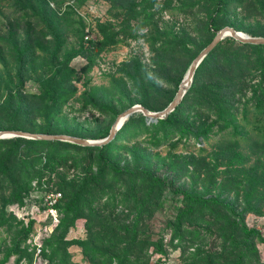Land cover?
<instances>
[{"label":"trees","instance_id":"obj_1","mask_svg":"<svg viewBox=\"0 0 264 264\" xmlns=\"http://www.w3.org/2000/svg\"><path fill=\"white\" fill-rule=\"evenodd\" d=\"M108 1V11H120V15L118 20L114 16L113 21L96 24L95 44L99 51L126 39L145 37L140 31L147 28L151 66L162 70L164 61L190 53L194 40L190 34L172 27L159 29L156 24L159 14L170 8V0H162L160 9L156 8V0ZM205 1L211 10L204 22L206 39L198 52L222 28L217 17L231 3ZM48 3V0H0V9H9L0 42L12 51L13 76L18 78L16 87L20 88L25 65L34 60L40 39L49 35L52 43L44 62L48 64V74L37 79L36 93H24L18 88L12 91L7 86L0 108V119L6 122L0 130L56 134L53 120L69 94L64 85L76 79L69 62L79 52L63 51L61 60H57L64 39L60 27L51 19L55 14ZM199 4L196 0H178L176 9L185 15ZM258 6L264 13V0H259ZM249 36H264V30ZM7 85H12V80ZM172 98L170 95L161 107L144 100L139 104L158 111ZM27 101L41 107L37 116L42 120L38 124L30 120L34 112L26 109ZM137 126L141 131L153 128L155 145L198 141L196 153L201 162L196 166L212 172L211 183L219 190L218 194L195 195L174 189L170 182L147 169L118 165L111 155L114 143L125 132L135 133ZM80 133L66 134L86 137ZM107 133L108 129H104L89 138H103ZM214 135L218 137L207 151L204 142ZM75 154L80 156L78 160ZM206 155L212 156L216 165L210 168L205 162ZM194 156L191 154V158ZM218 166L222 168L217 169ZM70 170L77 171V178L65 181ZM43 177L47 185L53 183L64 191L70 188L69 195L63 194L62 200L51 204L60 215L50 234L41 240L44 264H70L67 246L71 244L78 246L92 264H149V246L150 254L164 255L165 251L162 237L150 241L145 235V223L158 210L166 193L174 204L168 225L171 239L178 242L172 248L179 246L186 236L194 241L212 236V245H197L192 250L191 258L196 264H259L255 240H261L260 233L248 227L243 216L259 214L264 203V44L242 43L230 36L222 38L199 62L180 101L164 118L146 123L140 112H134L123 121L112 140L101 146L22 137L0 139V264L11 256H16L14 264L21 258L27 259V264L30 261L31 253L22 243L31 232L33 221L22 222L8 207L21 205L31 182L39 186ZM221 194L232 195L233 202L220 198ZM117 205L127 208L130 218H114ZM77 219H84L86 236L65 239L66 230ZM6 236H10V242H6Z\"/></svg>","mask_w":264,"mask_h":264},{"label":"rangeland","instance_id":"obj_2","mask_svg":"<svg viewBox=\"0 0 264 264\" xmlns=\"http://www.w3.org/2000/svg\"><path fill=\"white\" fill-rule=\"evenodd\" d=\"M170 1V8L164 9L156 20L158 28L172 27L176 30H184L194 40L190 53L180 54L164 61L163 69L159 70L150 65L152 52L147 42L150 34L147 28L140 31L145 37L126 39L106 51L98 50L95 44L96 24L106 20L113 21L114 16L118 20L120 15V11H108L110 8L108 0H48L52 14H55L51 19L60 27L64 39V46L57 60H61L63 51L79 52L69 62V67L75 71L76 79L64 85V89L69 94L53 120L52 127L56 134L81 132L80 134H84L86 139H91L89 135L97 134L104 129L109 130L116 114L139 104L141 100L151 106L161 107L170 95L174 96L191 60L204 45L206 39L204 22L211 7L204 4L205 0H196L200 4L184 15L176 9L178 0ZM230 1L229 6L217 17L221 27H234L236 31L247 35L264 30V13L259 10V0ZM161 3L162 0H156L157 9L161 8ZM8 17L9 9H0V35H4ZM19 32L22 34L21 31ZM51 44L49 35L40 39L36 56L32 62L25 65L23 77L20 78L21 85L18 88L16 87L18 78L13 76L12 51L9 46L0 42V108L7 93V86L12 88V91L18 88L24 93L37 92V79L48 74V64L44 62L49 57ZM137 64L139 66L136 67ZM179 78L180 81L177 83ZM8 80H12V85H7ZM25 107L34 112L33 117L30 118L33 124L41 122L42 119L37 116L38 109L41 108L38 103L27 101ZM79 108L84 110L79 112L77 111ZM99 108H103L102 111L99 112ZM145 120L146 123L150 122L146 118ZM4 122L6 121L0 119V126ZM134 129L135 133L131 130L125 132L114 143L111 155L118 165L147 169L170 182L174 189H184L195 195L218 194L219 190L211 183L212 172L196 166L197 162H201L196 153L198 141L195 139L182 141L176 146L170 145V142L155 145L153 128L149 127L144 131L139 130V127ZM217 137L218 135L211 136L204 142L207 151L212 148ZM191 154L195 155L194 158H191ZM75 156V160L80 157L76 154ZM205 162L210 168L216 165V161L210 155H206ZM220 168L222 167H217ZM76 178L77 171L70 170L65 181ZM44 179V177L41 179L39 186L35 181L31 182L28 196L21 205L8 207V211L22 222L25 223L28 219L33 221L31 232L22 243L27 252L31 253L28 264L45 263L40 252L41 240L50 234L60 215L56 209L52 212L48 210L47 205L54 194H59L56 197L58 202L63 199V194L69 195L70 190V188L65 191L61 188L57 189L53 183L47 185ZM220 198L233 202L232 195L221 194ZM163 199L158 210L147 219L144 233L149 236L150 241L162 237L165 254H150L152 247L149 246L147 250L150 255L149 264H196L191 258L192 250L197 245L209 247L212 245L213 237L206 236L204 239L199 238L194 241L193 237L186 236L179 241V246L172 248V245L178 242L177 239H171L172 230L168 225L174 204L168 193ZM131 204L127 207L130 208ZM113 215L119 220H127L131 213L127 208L117 205ZM243 220L248 227L256 228L260 233L261 240H255L256 257L259 264H264V203L259 214L247 213L243 216ZM84 225V219L75 220L66 230L65 239L84 238L87 234ZM96 226L94 225V228ZM5 238L6 242H10V236ZM67 251L68 263L92 264L81 254L78 246L68 245ZM15 258L16 256H11L4 264H14ZM18 264H27V259L21 258Z\"/></svg>","mask_w":264,"mask_h":264},{"label":"water","instance_id":"obj_3","mask_svg":"<svg viewBox=\"0 0 264 264\" xmlns=\"http://www.w3.org/2000/svg\"><path fill=\"white\" fill-rule=\"evenodd\" d=\"M230 36L233 39L250 44H264V36H249L245 33L236 31L232 27L223 26L222 28L215 31L212 39L196 54V56L191 60L187 71L179 82L178 88L171 99V101L161 110L150 111L142 107L139 104L132 105L125 110L118 113L112 122L108 133L103 138L99 139H86L81 137H76L67 134H46V133H35L27 132L22 130H0V139L10 138V137H22L26 139H38V140H59L69 143H73L80 146H101L106 144L115 135V132L122 125L123 121L132 113L140 112L148 121H155L160 118H164L180 101L182 95L184 94L186 88L189 86L194 69L197 67L202 58L221 40L222 38Z\"/></svg>","mask_w":264,"mask_h":264},{"label":"built area","instance_id":"obj_4","mask_svg":"<svg viewBox=\"0 0 264 264\" xmlns=\"http://www.w3.org/2000/svg\"><path fill=\"white\" fill-rule=\"evenodd\" d=\"M57 196H59V194H54L53 199H51L52 202H51V200H50L49 203H48V205H47L48 210H50L51 212H52V211H55V209H54L53 207H51V204L54 203V202L56 201V197H57Z\"/></svg>","mask_w":264,"mask_h":264}]
</instances>
